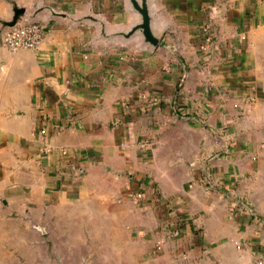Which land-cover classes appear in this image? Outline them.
Instances as JSON below:
<instances>
[{
    "label": "crops",
    "instance_id": "crops-1",
    "mask_svg": "<svg viewBox=\"0 0 264 264\" xmlns=\"http://www.w3.org/2000/svg\"><path fill=\"white\" fill-rule=\"evenodd\" d=\"M136 1L156 44L128 34L131 0H0V29L15 6L45 25L35 50L0 44V113H24L15 137L48 183L26 192L49 211L44 256L264 260V0Z\"/></svg>",
    "mask_w": 264,
    "mask_h": 264
},
{
    "label": "rangeland",
    "instance_id": "rangeland-1",
    "mask_svg": "<svg viewBox=\"0 0 264 264\" xmlns=\"http://www.w3.org/2000/svg\"><path fill=\"white\" fill-rule=\"evenodd\" d=\"M102 25L107 26V23ZM23 114L0 113V264H65L66 259L44 256L45 251L56 244L45 239L47 228L43 221L38 222L42 214L49 211L37 209L31 213L28 209L29 187H37L34 196L37 203H42L46 200L38 191L48 183L41 171L35 172L37 168L25 142L15 137L11 121ZM30 249L37 253L35 257H28Z\"/></svg>",
    "mask_w": 264,
    "mask_h": 264
},
{
    "label": "built area",
    "instance_id": "built-area-1",
    "mask_svg": "<svg viewBox=\"0 0 264 264\" xmlns=\"http://www.w3.org/2000/svg\"><path fill=\"white\" fill-rule=\"evenodd\" d=\"M45 32V25L35 19L21 18L16 24L12 26L4 25L0 29V44L6 47L11 52H17L21 49L35 50L42 43ZM205 34V48H207L212 42V35L210 34V28L208 26L203 28ZM146 96L143 95V98ZM249 102H253L254 98L250 97ZM47 131L45 129L40 130V134L45 135ZM145 145V143H143ZM130 196L140 201L144 198V192L137 190L130 193ZM255 264H264L263 259H259Z\"/></svg>",
    "mask_w": 264,
    "mask_h": 264
},
{
    "label": "water",
    "instance_id": "water-1",
    "mask_svg": "<svg viewBox=\"0 0 264 264\" xmlns=\"http://www.w3.org/2000/svg\"><path fill=\"white\" fill-rule=\"evenodd\" d=\"M133 7L142 15V21L132 27L129 31V35H133L139 30H142L143 35L145 36V39L153 44L158 43V40L154 37L152 31H151V25H150V17H149V9L147 7L146 2H138L136 0H131ZM27 16V10L24 7H14V15L11 19V21L7 22L5 25L12 26L16 24V22Z\"/></svg>",
    "mask_w": 264,
    "mask_h": 264
}]
</instances>
